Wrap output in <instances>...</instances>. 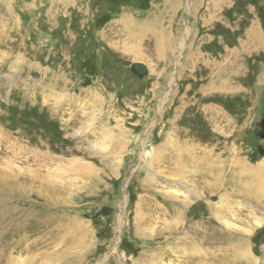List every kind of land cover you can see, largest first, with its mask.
<instances>
[{
	"label": "rangeland",
	"instance_id": "374dc122",
	"mask_svg": "<svg viewBox=\"0 0 264 264\" xmlns=\"http://www.w3.org/2000/svg\"><path fill=\"white\" fill-rule=\"evenodd\" d=\"M51 5L0 0V264H264V0H87L73 23ZM163 18L165 33L140 32ZM209 105L234 122L210 132L237 151L212 160L218 190L187 198L191 169L170 165L201 148L172 121L190 137Z\"/></svg>",
	"mask_w": 264,
	"mask_h": 264
},
{
	"label": "bare ground",
	"instance_id": "6f19581e",
	"mask_svg": "<svg viewBox=\"0 0 264 264\" xmlns=\"http://www.w3.org/2000/svg\"><path fill=\"white\" fill-rule=\"evenodd\" d=\"M162 8V7H161ZM159 10V9H158ZM162 10V9H161ZM166 9L163 10L162 13H159L158 15L162 17L165 16L166 14ZM157 14V13H155ZM160 18V17H159ZM166 18V17H165ZM165 18L163 19H159L160 22H157V23H160L162 24L163 22H166ZM156 19H157V16H156ZM204 19V18H203ZM213 20V19H212ZM155 22V21H153ZM171 22V21H170ZM156 22L153 23L152 25L150 24H147L146 28L144 27L143 30H140V32H143L144 34L145 33H149V32H152L153 34H156L157 32H160L159 34H163L165 33V31L167 30V24L166 23H163V25H160V24H157ZM204 23V22H203ZM209 23V22H207ZM166 24V25H164ZM206 24V23H205ZM211 24V23H210ZM212 27V25H211ZM208 30V28H207ZM232 30V29H231ZM210 32V31H209ZM162 36V35H161ZM158 41H162L161 43H159ZM150 44L147 48V53L149 54H152L153 53V47L158 46L160 48V44L162 46V43H165V41L163 40V38H153L151 39V41H149ZM153 46V47H152ZM157 49V48H156ZM221 50H223L222 52L226 54H229L230 53V50L227 46L223 47ZM160 51V49H159ZM158 52V51H157ZM145 53V52H144ZM162 53V52H161ZM145 55H143V53L141 54L140 52L138 54L135 55V58L136 59H143ZM146 58V57H145ZM148 58V57H147ZM215 62V61H214ZM211 65L214 66V63L211 62L210 63ZM211 68H213L211 66ZM213 70V69H212ZM210 106V105H209ZM211 108V106H210ZM207 108L205 109L206 112L205 114L202 115V118L204 120L203 122V129L199 128L197 130H199L198 132H196L195 134L193 133L190 137L185 136L187 134V132L184 133V129L183 127H181V122L180 119L178 117H176L175 119H173L172 121V127L175 128V132H177V136H178V143L181 144V145H185L186 147L187 146H190V145H193L194 147H199L197 148L198 150L201 148L200 150V154H198L197 152L194 153V154H188L187 156H189L192 160H194L193 162H197L196 165H193V167L190 165V162H185L183 161L182 163H173L172 165H170L171 167L177 169V170H180V171H184L186 170L187 168H190V172H192L190 174V176L192 177L191 178V181L189 180V182H185V185L187 186V188H185L184 190L186 191L184 194L187 198H190L192 196V193L193 194H200V198H201V195L202 197L207 194V193H213L212 191L214 190H218V187H220L218 185V182L217 181L218 179L221 178V176H224V169L221 170L220 168H215L212 164V160H213V163L215 160H222L223 161H226L227 163L231 164V160H232V155L233 153H235L237 151V149H235L234 147H231L230 143L232 142H227L225 143L223 140H217L214 135L210 132V127L213 123L217 122L219 123L220 125V129H221V134H225L227 131L230 132L229 130H231V126H233L232 124V119L231 118H228V117H225L223 116V113L220 112H216V108L213 109V108ZM183 113V112H182ZM180 116V115H179ZM211 120L212 122L209 123L208 121ZM234 121V120H233ZM180 123V124H179ZM237 123V122H236ZM180 125V126H179ZM223 125V126H222ZM222 126V127H221ZM244 126V125H243ZM241 132L244 131V129L241 127ZM196 130V131H197ZM188 131V130H187ZM180 133V134H179ZM202 133V134H201ZM191 134V133H190ZM182 135V136H181ZM230 141V140H229ZM195 142V143H193ZM207 144V148L203 149L201 146H203L204 144ZM230 144V145H229ZM211 148V149H210ZM234 148V149H233ZM239 150V149H238ZM194 151V150H193ZM233 152V153H232ZM184 156V155H183ZM189 158V160H191ZM234 160V159H233ZM235 161V160H234ZM234 163V162H233ZM171 167H168V169H170ZM214 168L216 170H214ZM248 168L251 169V166H249L247 163H245L243 160H237L236 162V171H237V177H240V176H245L246 175V172L248 171ZM221 170V171H218V170ZM217 173H219L218 177H217ZM199 178V179H198ZM218 178V179H217ZM194 182V185L192 187V185H190L189 183H193ZM204 184V185H203ZM192 188V189H191ZM262 189V188H261ZM224 191H228L229 188L228 186H225V188L223 189ZM200 191V192H199ZM199 192V193H198ZM163 198H161V201H162V206L163 205H166V199L167 198L166 196L162 195ZM197 196V195H196ZM198 199H199V196H197ZM177 198V197H176ZM179 198V197H178ZM185 202V201H184ZM207 202H198L197 206L193 207L192 208V211H193V214L196 213L195 209L194 208H201L203 207ZM158 204V203H157ZM212 204V203H211ZM168 205V203H167ZM155 209H157L158 207H154ZM165 208V207H164ZM170 209V208H169ZM161 210V209H160ZM172 210V209H171ZM205 210V209H204ZM163 211V210H162ZM166 212V210H164ZM173 212V211H172ZM171 212V213H172ZM205 213V220H206V224H207V229L206 230V237H207V240H210V241H219L221 242L222 239H224L225 237H228V234L226 235V233L221 230L216 224H215V219L212 217V215H210L211 213L209 212H206V210L204 211ZM176 214V213H175ZM174 219V218H173ZM196 227V225H195ZM166 229V228H165ZM167 229H168V232H169V227L167 226ZM185 229V228H184ZM198 228L196 227L194 229V231L196 232V234L198 233ZM179 230V229H177ZM165 231V230H164ZM182 231V229H181ZM204 232V231H203ZM171 234V233H170ZM173 234V233H172ZM172 238L175 239L176 241H179V240H183V243H181L180 245H185L186 246H191V247H194L196 246V242H197V238L196 237H189L188 234L185 235V233L183 232L184 235H182L181 233H175L173 234ZM198 235V234H197ZM166 236V235H165ZM170 236V235H169ZM167 237V236H166ZM171 238V237H170ZM157 239V238H156ZM163 239V238H162ZM164 240V239H163ZM185 243V244H184ZM30 248V247H29ZM34 249V251H33ZM33 249L30 250V252H35L38 251L36 250L37 247H34ZM183 249V248H181ZM186 250H183V252H181V254L184 255L185 258H189L190 256H188V252H184ZM89 253V252H88ZM187 253V254H185ZM252 253V252H251ZM39 254V253H38ZM224 254V253H223ZM50 255V254H49ZM40 256V255H38ZM37 256V257H38ZM218 256V255H217ZM252 256V255H251ZM254 257V256H253ZM35 258V257H34ZM255 259V258H254ZM31 260V259H30ZM38 259L36 258V261ZM251 260V259H250ZM259 260V259H258ZM43 261V260H42ZM197 261V260H196ZM254 261V260H252ZM30 262H34V260L32 259ZM28 262V263H30ZM76 263V262H75ZM74 263V264H75ZM198 263V262H197ZM250 263V262H249ZM32 264V263H30Z\"/></svg>",
	"mask_w": 264,
	"mask_h": 264
},
{
	"label": "crops",
	"instance_id": "0c3cea01",
	"mask_svg": "<svg viewBox=\"0 0 264 264\" xmlns=\"http://www.w3.org/2000/svg\"><path fill=\"white\" fill-rule=\"evenodd\" d=\"M50 2L52 5L49 8L48 15H54L57 12H59L58 16H63L68 14H74L72 17L73 21L71 23L75 22V17H85L87 16L86 9L88 6L86 5L87 0H43V2ZM61 3V4H57ZM26 14V13H25ZM83 14V15H82ZM69 19H65V22H69ZM80 21V20H79Z\"/></svg>",
	"mask_w": 264,
	"mask_h": 264
},
{
	"label": "water",
	"instance_id": "95a60500",
	"mask_svg": "<svg viewBox=\"0 0 264 264\" xmlns=\"http://www.w3.org/2000/svg\"><path fill=\"white\" fill-rule=\"evenodd\" d=\"M130 72L141 81L145 80L149 75L147 66L142 63H135L131 65Z\"/></svg>",
	"mask_w": 264,
	"mask_h": 264
}]
</instances>
